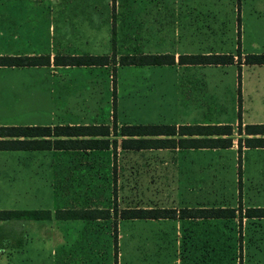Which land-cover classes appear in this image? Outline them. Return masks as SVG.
Masks as SVG:
<instances>
[{
    "label": "rangeland",
    "instance_id": "1",
    "mask_svg": "<svg viewBox=\"0 0 264 264\" xmlns=\"http://www.w3.org/2000/svg\"><path fill=\"white\" fill-rule=\"evenodd\" d=\"M194 1L203 3L200 12L192 13L196 21L193 27L196 28L189 30L188 37L181 36L176 41H173V38L169 39L168 32L166 38L160 41L153 36L147 21L157 19L158 14L162 17V14L150 12V0H108V6L103 11L101 9L104 7L100 5L96 7L97 11L93 12L84 11V8L80 7L75 13L59 15V20L65 22L67 26L72 22L71 24H77L78 27L80 24L84 26L88 23L93 27L92 39L80 38L76 46H73L78 55L110 54L112 43L108 38L111 34L115 36L113 44L115 60L119 56L116 57V53L138 54L139 51L192 54L206 51L234 52L236 49L235 0ZM240 2L242 25L240 50L244 53H264L261 30L256 27V20L251 10L252 5L257 1L241 0ZM56 15L58 14H46L45 21L47 22V17L50 16L57 19ZM172 19L176 20V14L172 15ZM142 20L145 22L143 21L140 28L135 30L137 23ZM136 31L138 36H135ZM15 40L22 42L21 37ZM47 42L46 40L43 44L35 40V43L26 44V47L43 49L46 52L51 45ZM20 44L6 47L5 44L0 43V55H10L4 52L23 47ZM84 67L92 69L58 70L59 75H57L45 68L40 71L29 68H0V123L15 122L18 125L45 123L51 118L57 121L64 116L107 121L111 112L114 119L129 125L217 121L232 123L237 119L238 90L242 98V117L246 121L253 118L260 119V116L256 115L258 111L255 108L262 104L260 96L264 97V65L243 67L240 71L239 88H237V70L234 65L183 69L174 65L120 66L117 63L114 65L108 63L105 67L102 65ZM101 68L103 70H100ZM60 101H67L71 108H62L63 103L60 104ZM37 155L36 152L29 151H0V209H49L52 205L46 203L43 196L51 192L45 185L49 174L42 173L40 167L30 163L39 158ZM155 159L149 155H141L140 158H135L141 161V166L137 165L134 169H130L127 164L131 163L132 157L127 155L120 157L119 164L121 161L123 164L124 161L126 167L120 172L111 173L115 179V198L112 204L110 201V206L181 205L186 192L184 186L187 183L192 184V196L207 193L208 197L218 199L215 203L217 206L220 205L218 201L221 199L231 204H235L237 199H240L238 205L242 204V207L245 204L241 199L246 205L264 206V149H245L241 152L239 160L236 159L235 150L229 149H220L215 156L212 153H181L178 157L180 161L204 162L199 167L193 168L180 165V171L185 168L195 170L188 176L183 172L175 174L161 172L152 163ZM238 164L240 166L239 198ZM106 173L98 174L104 177L99 179L102 187L91 189L90 193L81 188L80 181H76L77 187L75 185L74 191L79 195L75 200L76 203H83V197L92 194L97 197L102 196L103 203H106L112 190V177L105 179ZM117 177H119L118 183H116ZM194 180L202 182L196 185ZM183 181L185 184L182 183ZM193 187H198L199 190ZM63 201L60 197L57 201L58 205ZM240 206L237 208L238 213L241 214ZM68 222L75 229L66 232L67 237L62 244L65 250H72L71 254L77 260L75 264H113L114 243L110 220L105 219L96 224L80 220ZM7 223H11L14 229L11 232L15 233L14 238L18 236L23 240L26 238L22 228L20 230L16 228L17 224L20 225L22 222H1V230ZM178 223L179 221L174 219L118 220L116 263L175 264V254L177 258L179 257L178 249L180 248L181 255H184V246L188 243L178 235V231L180 234L184 233L182 229L176 230ZM88 224L91 225L87 227ZM241 233L235 236L233 228L225 230V237L221 241L225 243L226 254L222 255L220 263L264 264V229L261 227V221L248 220ZM29 234L27 245L30 248V255H26L22 248L7 259L0 260V264H51L53 256L50 250L54 247L55 238L49 234L48 229L36 233L30 231ZM55 245L58 247L57 241ZM27 257L30 259L40 257L43 261H28L25 259Z\"/></svg>",
    "mask_w": 264,
    "mask_h": 264
},
{
    "label": "crops",
    "instance_id": "2",
    "mask_svg": "<svg viewBox=\"0 0 264 264\" xmlns=\"http://www.w3.org/2000/svg\"><path fill=\"white\" fill-rule=\"evenodd\" d=\"M241 0H235V12H236V20H235V34H236V49L238 47L240 55H241V61H242V55L244 54H250V53H244L240 50L239 40L242 36V25L240 23V14H241ZM257 1L256 4H253L251 10L253 13V16L256 27L260 28L261 32L260 35L262 37V41L264 42V0H255ZM100 5L102 8L101 11L105 10L108 6V0H0V43L5 44V46L12 47L13 45H16L18 43H21L19 49H16L13 51L10 49L9 51H5L4 54H10V55H33V56H39V55H48L49 56V63L48 65H39V66H30V67H3L0 66V68H10V69H31L40 71V69H47L50 73L59 75L57 72L60 71H68L73 68H80V69H92V68H85L84 66H60V65H54L52 63V57L53 55H56L55 53L59 54H68V55H78V52L73 49V46H76V43L80 41L81 39L89 40L92 39V26L90 24H86L83 26V24L78 27L77 24H71L68 23V26L65 22L59 20V15L65 14V13H75L78 11V8L83 7L84 11H90L93 12L97 8V6ZM150 12L154 13H161L162 17L158 14L157 19H151L147 21L150 25V29L153 33V36L158 38L157 40H163L166 38L167 32L169 33L168 37L169 39L173 38V41L179 40L181 36L188 37L189 36V30H192L193 28H196V26L193 27V24L196 23L194 21L195 16L192 14L194 12H200L201 6H203V3L199 1V3H196L194 0H150ZM97 11V10H96ZM48 13L52 14H58L56 15L55 19L54 17H47L48 21H45V16ZM176 14V20L174 21L172 19V15ZM177 18H179L177 20ZM191 18V19H189ZM193 18V19H192ZM41 21V22H40ZM142 21H139L137 24V28H140V25H142ZM40 22V24H39ZM145 22V21H144ZM199 22V20L197 21ZM175 25V27H174ZM88 30H87V29ZM77 29V30H76ZM79 29H82L84 31H78ZM92 29V30H91ZM182 31V32H180ZM108 38L111 42V37H113V44L115 43V36L114 34L109 35ZM135 36H138L137 31L135 32ZM22 42H18L15 39L20 38ZM35 40L38 41V43L41 41L43 44L46 43V40L48 41L47 44H50L48 47V50L45 52L38 48L36 49H30L29 47H26V44L35 43ZM112 47V46H111ZM51 48V49H50ZM114 48V45H113ZM235 49V51H236ZM114 51V50H113ZM235 51L232 53H216V52H210L206 51L204 53H195V54H232L234 57V60L232 63L228 64H178L176 63V57L179 54H192V53H177V52H166L163 51L162 53H144L143 51H137L138 53H144V54H173L175 62L171 65L177 66L179 68L183 69H191L194 67H204V66H214V67H220L225 65H234L237 70V63H236V56ZM112 52V51H111ZM115 53V52H114ZM1 54V52H0ZM88 54V53H87ZM108 54V53H106ZM258 54V53H255ZM264 54V53H262ZM91 55V54H89ZM102 55V54H100ZM118 55H121L119 53H116V57ZM168 65V66H171ZM258 66V65H264V64H251V66ZM106 65H102V67H105ZM141 66H147V65H141ZM153 66V65H151ZM160 66H167V65H160ZM250 66L245 65L242 62L239 64V77H240V71L243 67ZM100 70H103L101 68ZM238 73V70H237ZM107 78H108V72H107ZM240 82L239 79L237 81V88H239ZM109 89V88H108ZM264 89V88H263ZM262 89V90H263ZM41 90H43L41 88ZM64 92V91H63ZM261 100V106L258 108H255L257 112L256 115L260 116V119H249L246 121L241 115L243 111L242 107V98L240 97V92L238 90V95L236 97V114L237 119L230 123H226L224 121H217L215 123L212 122H193V123H173L168 125H174L177 127L178 125H206V124H227L231 127V133L229 135L231 139L230 146L226 148H206V147H165V148H149V149H121L118 145L120 136H114L111 132L108 135L107 139L109 142L115 138L116 140V147L115 149L112 148V146L109 144L108 148L105 149H94V148H58V149H47V150H0V151H29V152H36L38 155V159L34 162H30L32 164H35L38 168L42 169V173L49 174L48 180L45 181L46 189H49L51 192L48 193V195L43 194L45 202L52 204L50 205L49 209L41 208V210H48L49 212V218L44 220H28V221H21L22 223L19 225L17 224L16 228L17 230H20L22 228V231H24L26 238L22 240V243L19 246L12 247V246H0V260L3 258H8L12 253L15 251L22 249L26 253V255H30V248L27 245L29 242V233L30 231H33V233L48 229L49 234L55 238L54 241V247L51 248L50 254L53 256L51 260V264H75L76 258L73 254H71L72 250L67 249L65 250L63 248V242H65L67 234L66 232L71 229H75V227L70 224L68 221H74V220H80L84 222H93V223H100L101 221L107 219L111 221V228L112 227V220H116V223L120 218L113 216V211L110 209L112 206V200L115 198L114 196V181L115 179L111 176V173L114 174V172H120L122 171L126 165L125 162L121 161V164H119L120 157H125L126 155L128 157H132L131 163L127 164L129 165L128 168L134 169L137 165L141 166V161L135 160L136 157H139L141 155H149L152 157H155L154 163L155 168H159L161 172L164 173H179L183 172L188 176L189 174H192L195 172L194 169H188L185 168L182 171H180L179 167L180 165L194 167V166H200L204 164V162H193L192 160L187 161H180L178 157L181 155V153H212L217 155L220 151V149H229V150H235L236 152V159L239 160V157L241 155V152L245 149H248L247 147L242 146L241 150L239 152V156L237 153V145L236 140L240 136L241 138L244 137V135H238L237 133V125L240 124L242 127L245 124H264V97L260 96ZM60 104L63 103L62 108L64 109H70L71 106H69L67 101H60ZM246 111V108H245ZM112 113V112H111ZM108 116L107 121H101L97 118H85L81 117L77 119L76 117L73 118L71 116H64L63 118H60L57 121H54V119H50L45 123H19L21 125H40V126H73V125H108L110 126L113 121L116 124V128L120 125H124L120 123L119 121L114 119L112 116ZM165 124V123H161ZM8 125H18L15 122L10 123H0V126H8ZM224 136V135H223ZM264 136V135H263ZM179 137L181 138H203L201 135H174L172 138L174 140H177ZM59 139H88L89 136H59ZM255 149H264V147H254ZM116 157V158H115ZM115 161H117V164H115ZM145 166V165H142ZM149 166H152V164H149ZM240 166L238 164L237 166V172L240 175ZM102 172H107V176H105L108 179L112 180L111 184V195L107 198L105 201L106 203H103L102 196H95V194L86 195L83 197V203L79 204L76 203V199L79 195L76 194L74 189L77 187V182L80 181L81 188L85 189L86 191H89V193L92 190H95L97 188L102 187L100 185L99 179L104 178L99 176L98 174H101ZM110 175V176H109ZM238 177V198H239V182L240 177ZM81 177V178H80ZM119 182V177L116 178V183ZM193 182H196V185H200L202 181L194 180ZM182 183L185 184L183 181ZM187 183V181H186ZM76 185V187H75ZM204 185V184H202ZM109 186V184H108ZM184 188L186 189V192L184 194V198H182L181 205H175L171 204L168 207L174 208L177 212L179 208H198V207H209L211 205L217 206L216 200L212 197H208L207 193L203 195V193L196 194L195 196L191 195L192 192V184H185ZM118 189V188H117ZM193 189L197 190L198 187H193ZM199 190V189H198ZM191 195V196H190ZM215 195V194H213ZM204 196H207V198H204ZM61 197L64 201L59 203L58 205L57 201ZM241 198V197H240ZM118 199V195H117ZM240 199H237L235 204L228 203L224 199H221L218 201L220 203V207H229L236 209ZM111 201V204H110ZM241 202L245 204L244 207H242L241 204V214L238 213V210L234 212V216L230 218H182L181 220L174 219L175 221H179L178 229H182L184 233L180 234L178 231V235H181L187 243V245L184 246V255H181L180 248L178 249V258L177 254H175L174 263L175 264H221L222 261L220 258H223L222 255L226 254L225 251V243L221 241L222 238L225 237L224 232L228 228H233L235 232V236L241 235L242 228L246 227L248 220H260L261 221V227L264 229V214L262 213L259 217H247L244 215V209L251 207V208H260L264 210V206L259 205H246L244 201ZM56 204V205H54ZM110 204V205H109ZM133 206H140V205H133ZM124 206H119L116 204V212L118 213L119 209L123 208ZM15 210V209H12ZM31 210V209H30ZM67 210H97L92 218L84 219V218H65L64 216H61L60 218H57L55 216L56 212H65ZM108 210V213H99L100 211ZM168 219V218H166ZM31 221V222H30ZM59 221V222H57ZM1 223V222H0ZM92 224V223H91ZM91 224H88L87 227ZM93 224V225H95ZM4 227H11V223H7ZM86 227V228H87ZM3 231L6 232L2 228ZM1 230V232H3ZM223 230V231H222ZM240 233V234H238ZM177 234V232H176ZM58 242V247L55 245V242ZM24 246V247H23ZM180 247V246H179ZM58 248V249H57ZM234 252L235 248H234ZM204 253H206L204 255ZM235 254V253H234ZM181 255V256H180ZM34 257V256H33ZM114 257V252H113ZM28 261H37L42 262L43 259L40 257H36L33 259L25 258ZM116 262V258H115ZM114 264V262H113ZM117 264V263H116Z\"/></svg>",
    "mask_w": 264,
    "mask_h": 264
},
{
    "label": "trees",
    "instance_id": "3",
    "mask_svg": "<svg viewBox=\"0 0 264 264\" xmlns=\"http://www.w3.org/2000/svg\"><path fill=\"white\" fill-rule=\"evenodd\" d=\"M113 37L111 38L112 52L102 55H53L52 63L60 66H100L117 63L124 65H147L160 66L171 65L175 62L173 54H121L115 60L113 51ZM237 65V81L239 79V64L245 65L264 64V54L250 53L241 55L237 47L235 54ZM232 54H179L176 57L178 64H228L232 63ZM48 55H0V66L3 67H30L48 65ZM110 132L121 138L119 147L121 149H149L165 147H206V148H226L230 146L231 127L227 124H206V125H174L168 124H124L118 129L116 124L108 125H73V126H40V125H8L0 126V150H47L58 148H94L105 149L109 144L113 149L116 147V140L110 142L107 139ZM238 135L236 140L237 153L241 147L254 148L264 147V124H245L242 127L237 125ZM174 135H201L203 138H181L174 140ZM224 135V136H223ZM59 136H89L88 139H59ZM239 175V174H238ZM237 175V176H238ZM114 218L120 219H178L182 218H230L234 216L236 209L220 206L179 208L176 212L174 208L151 206H125L116 212V207L112 205ZM240 211V209H239ZM98 212L97 210H67L57 211L55 216L60 218H84L89 219ZM99 213H108V210ZM264 214L260 208L248 207L244 209L247 217H259ZM48 210L41 209H21L10 210L0 209V222H21L28 220H44L49 218ZM112 237L114 259L116 256V220H112ZM0 228V246L6 245L16 247L22 243L23 238H14L11 233L12 227ZM11 238H10V237ZM114 264H116L114 260Z\"/></svg>",
    "mask_w": 264,
    "mask_h": 264
}]
</instances>
